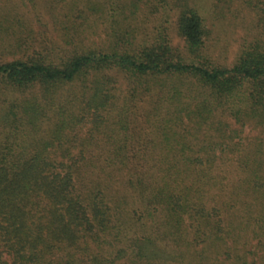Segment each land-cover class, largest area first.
<instances>
[{"label":"trees","instance_id":"16d2710c","mask_svg":"<svg viewBox=\"0 0 264 264\" xmlns=\"http://www.w3.org/2000/svg\"><path fill=\"white\" fill-rule=\"evenodd\" d=\"M51 2L74 35L109 21L108 41L0 63V264H264V44L221 65L207 26L234 3L264 26V0ZM143 9L174 16L182 52L141 31ZM112 74L145 125L127 124ZM87 118L92 138L68 139Z\"/></svg>","mask_w":264,"mask_h":264},{"label":"rangeland","instance_id":"374dc122","mask_svg":"<svg viewBox=\"0 0 264 264\" xmlns=\"http://www.w3.org/2000/svg\"><path fill=\"white\" fill-rule=\"evenodd\" d=\"M164 1L172 6L176 0ZM65 12L64 5L62 7L61 3L55 4L51 0H0V63L13 59L24 60L54 54L53 49L56 51L55 53L60 51V48L68 49L64 47V42L69 40L70 37H72L73 43L82 41L86 45H101L108 41L105 39V34L108 33L106 28L110 25L109 21L103 20L101 23H97V26L91 23V29L87 30L85 34L78 36L77 34L74 35V24L66 20ZM217 14L215 18L210 15L211 18L207 21L211 35L208 40V50L213 62L226 66L233 62L242 45L258 40L264 44V31L262 30L264 26L259 23L256 14L245 8V6L234 3L229 9L222 10L221 13ZM139 19L141 21L137 25L146 36L151 38L154 34L152 29L158 27L165 29L171 46L181 52L183 51V43L174 30L175 18L172 14L170 18L165 19L166 22H161L158 15L152 14L151 9L149 11L143 9L139 14ZM63 55L61 52L57 53V55L55 54L58 58ZM112 76L111 78L115 80L113 86L117 88L116 94H119V96L123 94L124 97L122 98L128 104L127 124H133L131 126L134 128L141 126L144 123L145 112L149 109L148 104L141 99L130 100L128 93L125 92L126 89L125 91L123 89L118 90L127 87V80L119 74H112ZM77 86L79 85L77 84ZM77 86H73L71 91L76 90ZM67 89V87L59 89L57 98H64L66 93L70 92ZM2 94H0V100L5 98ZM22 95L21 98L26 99L30 97L31 93L26 92ZM115 116L116 111H113V120ZM91 127L89 118H87L84 122L80 121L79 127L72 131L68 130L65 135L71 141H77L80 144L84 140L92 138L91 135H94L90 132ZM243 131V136L250 140L262 134L260 128L251 129L249 127L243 129ZM129 132L131 134L128 133L127 138H130V140L138 139L139 135L137 132L133 131L132 133V130ZM39 134H37L38 138L47 137L45 131ZM153 136L152 134H145L143 138L139 139L147 140L148 138V140H151ZM89 143L91 148H86L85 153L97 154V152H104L98 151L96 144H92L90 141ZM77 151L78 149L76 148L69 152L75 154Z\"/></svg>","mask_w":264,"mask_h":264}]
</instances>
